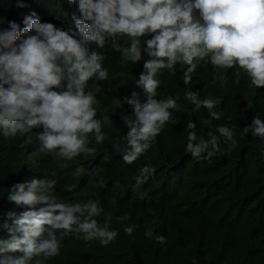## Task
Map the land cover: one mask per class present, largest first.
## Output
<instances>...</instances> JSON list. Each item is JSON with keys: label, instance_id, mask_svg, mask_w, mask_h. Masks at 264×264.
I'll use <instances>...</instances> for the list:
<instances>
[{"label": "clouds", "instance_id": "9594fccd", "mask_svg": "<svg viewBox=\"0 0 264 264\" xmlns=\"http://www.w3.org/2000/svg\"><path fill=\"white\" fill-rule=\"evenodd\" d=\"M70 3L79 14L68 23L53 17L41 23L32 12L23 17V28L8 21L0 31V138L6 140L1 156L23 174L7 197L13 211L0 215V264H113L94 246H111L117 232L129 235L128 244H149L160 255L176 256L161 229H137L149 210L143 199L120 215L121 223H110L105 187L173 126L169 109L177 107L179 96L186 95L195 111L203 107L220 119L212 111L218 101L189 91L199 65L234 71L250 78L249 87L264 90V0ZM143 52L150 59L142 65ZM113 64L122 68V77L110 75ZM127 67L143 72L139 80L123 78ZM175 71L173 94L158 98L160 77ZM217 131L225 142L236 143L230 128ZM249 131L264 139L258 115L243 129ZM187 140L194 158L220 151L216 136L197 143L192 131ZM96 145L115 162L94 155ZM139 171L137 186L155 174L148 165ZM192 171L206 173L202 167ZM111 194L136 195L118 182ZM175 196V234L189 256L210 249L215 258L225 257L238 245L247 230L246 208L232 203L210 216L202 200ZM151 258L135 262L128 255L131 264Z\"/></svg>", "mask_w": 264, "mask_h": 264}, {"label": "trees", "instance_id": "16d2710c", "mask_svg": "<svg viewBox=\"0 0 264 264\" xmlns=\"http://www.w3.org/2000/svg\"><path fill=\"white\" fill-rule=\"evenodd\" d=\"M17 3H23L25 7L17 8ZM32 12L37 14L41 23L49 22L52 17L68 23L73 14H79L76 5L70 3V0H0V31L8 28V21H15L23 28V17ZM141 56L142 65L150 59L145 52ZM197 72L191 80L189 91L197 93L200 100L211 98L218 101L212 111L219 113L220 119L212 118L203 107L195 111V106L186 95L179 96L176 99L177 107L169 109L173 126L156 136L152 146L140 156L137 164L118 170L117 177L105 187L104 208L108 217L103 215L111 220L110 223H121L120 215L130 205L143 199L149 210L136 222L137 229L150 226L161 229L172 240L178 253L176 256L170 253L160 255L149 244H128L126 240H129V235L117 232L116 238L109 242L111 246H94L100 256L111 260L113 264H131L128 255L139 262L149 257V254H152V258L146 264H193L194 259L196 264H264V139L254 138L251 131L247 134L243 132L244 128L253 125L254 115L264 121V90L249 87L250 78L246 80L234 71L221 67L199 65ZM109 73L122 77V68L113 64ZM142 73L127 67L123 78L135 77L139 80ZM177 73L175 71L160 77V89L156 95L158 98L173 94V81ZM189 123L194 124L195 128L189 129ZM220 126L232 130L236 141L234 145L231 141L225 142L217 131ZM192 131L196 134L197 143L201 139L208 142L211 136H216L220 140V151L211 158H206V152L200 158H194L186 151L189 142L187 136ZM5 142V138L1 137L0 215L13 211L11 208L15 204L10 203L7 197L12 186L23 176L16 164L1 156V146ZM94 148V155L115 162L107 153L105 155L99 145ZM208 150H211V146ZM145 165L155 168V174L137 186L135 178ZM199 167L206 173L192 171ZM215 170L220 173H215ZM117 182L136 195L118 197L111 194ZM175 193L202 200L210 216L221 215L232 203L246 208L249 212L246 218L247 230L238 245L232 247L225 257L215 258L210 249L194 251L189 256L175 234V221L178 217L175 213ZM107 227L110 231L114 230ZM65 242L74 244L72 238H65Z\"/></svg>", "mask_w": 264, "mask_h": 264}]
</instances>
